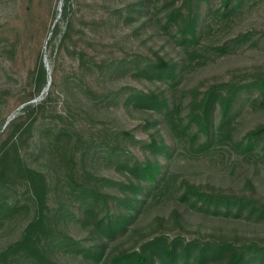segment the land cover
<instances>
[{"label":"trees","instance_id":"1","mask_svg":"<svg viewBox=\"0 0 264 264\" xmlns=\"http://www.w3.org/2000/svg\"><path fill=\"white\" fill-rule=\"evenodd\" d=\"M69 1L63 0L59 12L67 24L52 29L54 38L59 32L58 45L69 30ZM121 1L113 20L123 22L134 48L129 61L123 57L110 63L107 75L127 73L137 85L129 91L110 90L100 108H118L116 118L129 114L147 135L120 127L118 143L91 145L80 128L56 113H48L50 123L37 127L48 112L50 95L36 98L47 76L38 54L31 72L33 88L0 131V227L8 216L5 234L16 231L0 243V264H67L60 260L62 246L76 252L78 264H264V234L256 230L264 225V183L257 166L250 175L245 170L234 187L229 179L225 188L210 176L179 175L172 163L180 143L196 154L223 146L250 154L258 146V156L264 157L263 115L236 132L241 122L236 117L246 104L264 109V67H240L227 79L203 68L208 59L251 34L210 32L216 18L231 21L247 0ZM189 70L192 74L187 75ZM65 90L59 95L66 103L72 90ZM23 139L32 144L28 158ZM127 140L138 143L140 152L125 153ZM50 151L52 157L43 155ZM103 163L113 167L103 170ZM15 179H20L26 201L2 194ZM48 189L54 190L56 207L46 203ZM162 197H170L168 209L147 212ZM190 212H201L197 229L208 231L192 232L186 239ZM208 213L217 220L206 217ZM66 214L75 218L73 223L63 220Z\"/></svg>","mask_w":264,"mask_h":264},{"label":"rangeland","instance_id":"2","mask_svg":"<svg viewBox=\"0 0 264 264\" xmlns=\"http://www.w3.org/2000/svg\"><path fill=\"white\" fill-rule=\"evenodd\" d=\"M69 2L70 7L66 15L69 24L68 34L61 45H58L59 32L54 38L52 29L54 24H58L59 27L67 24L66 17L59 13L63 0H0V131L4 130L5 124L19 113L23 98L32 90L31 72L40 54L46 66L47 76L43 93L36 98L37 100L46 98L49 92L50 95L46 99L45 107L48 112H45L42 122L36 123L37 127L50 123L52 117L48 113H56L64 116L61 118L64 123L69 120L80 128L91 145L115 141L118 143L119 138L116 134L120 127L132 128L136 136L145 137L147 132L136 128L137 120L129 114L116 118L119 117L118 108V112L115 109L103 112L104 109L100 108L104 103V95L110 90L123 88L129 91L131 87L137 85L136 79L130 80L127 73L115 74L112 77L107 75L108 65L116 63L123 57L129 61L134 48V42L126 36V26L123 22L113 20L116 13L121 10L123 2L121 0H70ZM239 30H249L251 34L237 44L230 43L232 47L225 54L208 59L209 61L203 66L206 67L204 71L212 70L227 79L240 67L250 68L259 64L264 67V0H247L242 10L227 23L216 18L210 32L211 36H228ZM188 72L187 75L192 74L191 70ZM203 74L210 73L203 72ZM66 87L72 90V95L68 97L66 95L65 103L59 94ZM66 111L67 116L63 114ZM262 115L264 116L262 107L254 108L249 103L246 104L236 117V120L241 121L236 132L241 133L245 126L257 121ZM106 132L109 133L106 135ZM2 139L3 136H0V143ZM130 141L124 142L128 147L125 153L140 152L138 143ZM22 147L25 156L30 157V153L33 152L30 140L23 139ZM44 149L49 148L44 145ZM134 150L136 152H133ZM258 150L259 147L256 146L250 154H243L233 146H223L203 154H196L189 150L186 144L180 143L174 152L172 160L174 169H172L179 175L189 178L210 176L227 188L229 179L234 181L232 187L238 185L240 183L238 181L242 179L241 174L246 170L250 175L256 165L257 177L264 183V157L258 156ZM53 154L54 152L50 151L43 155L52 157ZM94 154L100 155L98 150H95ZM101 166L103 170L113 167L112 164L105 163ZM2 194L8 200L14 199L18 202L27 200L20 179H15L14 186ZM169 199L170 197L158 199L157 204L147 212L168 209ZM46 203L50 207L57 206L53 189H48ZM29 212L27 214H30ZM198 214L190 212L191 219L186 224V229H189L190 233L183 234L186 239L192 237V232L199 231L201 235L208 231L203 226L200 230L197 229L202 221ZM208 214L206 217L217 220L215 215ZM22 215L23 212L18 214L16 222L22 219ZM142 216L143 214L140 218ZM66 217L63 220L70 224L75 220L68 214ZM7 218L8 216L4 218L0 227V243L16 235L14 229L5 234ZM262 225L260 223L256 228L261 235L264 234V225ZM81 242H85L84 238H81ZM60 251L63 252L61 261L78 264L73 259L76 252L72 248L67 249L62 246Z\"/></svg>","mask_w":264,"mask_h":264}]
</instances>
